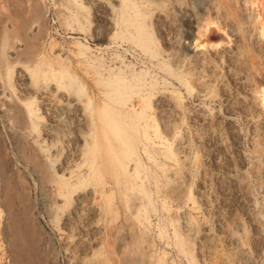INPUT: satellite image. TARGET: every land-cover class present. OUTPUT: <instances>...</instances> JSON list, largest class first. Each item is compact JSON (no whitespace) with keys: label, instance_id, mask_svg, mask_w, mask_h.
<instances>
[{"label":"rangeland","instance_id":"374dc122","mask_svg":"<svg viewBox=\"0 0 264 264\" xmlns=\"http://www.w3.org/2000/svg\"><path fill=\"white\" fill-rule=\"evenodd\" d=\"M259 21L264 0H0V147L45 264H264ZM23 143L87 177L55 199ZM2 189L0 264H23Z\"/></svg>","mask_w":264,"mask_h":264},{"label":"bare ground","instance_id":"6f19581e","mask_svg":"<svg viewBox=\"0 0 264 264\" xmlns=\"http://www.w3.org/2000/svg\"><path fill=\"white\" fill-rule=\"evenodd\" d=\"M259 24H260L259 27L261 28L260 30L264 32V21H261V22L259 21ZM140 37L141 35L138 33L136 38L140 39ZM142 41L145 42L144 39H142ZM31 45L32 44H30V46ZM144 45L146 47H149V44L146 42L144 43ZM30 46H28L27 51L28 49L29 50L31 49L29 48ZM135 76H136V79L140 78V74H135ZM120 80L121 78L118 79L119 83L121 82ZM111 93L114 94L113 96L117 95L116 94L117 92L115 89H113ZM262 94L264 95V89L262 90ZM18 145L21 146L22 143ZM0 146L2 147L1 144ZM1 147H0V177H1L2 184H3V189H2L3 202L2 203L4 204V207L8 210H10L14 206V204H17L18 206H20V208L23 211V219L21 221H16L14 219L15 221L8 222V224L9 223L10 224L8 226L7 231H9L8 234L13 237V239L10 241V249L12 253L14 254V256L18 258L23 264H45V260L43 256L37 255V250H38L37 247H38L39 239L37 235L36 237L32 235V230H31V227L29 226L28 219H27V215L30 212L29 207H32L30 205V199L28 198V194L24 192L25 189L23 193L19 192L18 190H16L15 185H13L14 176L17 177L16 180H18V178H21L22 182L23 180H26L22 170H20V168L18 167V164L19 166L21 165L20 164L21 158L20 157L18 158L17 156L15 157L13 156L15 158L14 163L16 164L14 167L11 161L10 155L5 150H3V148ZM25 148L26 146L24 144L23 147L19 149V152H21L22 156L24 154ZM43 155H46V154H43ZM23 157H24L23 161H25V167L30 175H32V172H37L39 175V179L41 180L43 186L52 185V187L53 186L55 187V189L57 190L56 192L57 195H55L56 197L55 199H62V198L64 199L67 193H69V195L70 193L71 194L74 193L77 190V188L81 185L80 183L88 175V173L86 172L77 173V174H72L71 171L67 173H63V172L58 173L55 169L48 167L45 164V162H42L39 158V155L36 153H33L32 155L30 154V156L28 155L26 157L25 156ZM9 189H11L10 192H9Z\"/></svg>","mask_w":264,"mask_h":264}]
</instances>
